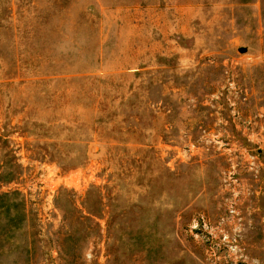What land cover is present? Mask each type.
<instances>
[{"label":"rangeland","instance_id":"rangeland-1","mask_svg":"<svg viewBox=\"0 0 264 264\" xmlns=\"http://www.w3.org/2000/svg\"><path fill=\"white\" fill-rule=\"evenodd\" d=\"M0 264H264V0H0Z\"/></svg>","mask_w":264,"mask_h":264},{"label":"water","instance_id":"water-1","mask_svg":"<svg viewBox=\"0 0 264 264\" xmlns=\"http://www.w3.org/2000/svg\"><path fill=\"white\" fill-rule=\"evenodd\" d=\"M240 52H241V53H243V52H244V50H243V49H241V50H240Z\"/></svg>","mask_w":264,"mask_h":264}]
</instances>
